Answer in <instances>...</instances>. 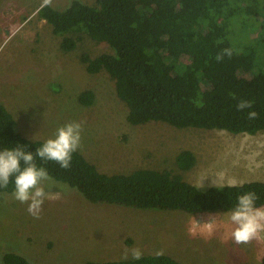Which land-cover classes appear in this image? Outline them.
I'll return each instance as SVG.
<instances>
[{
    "label": "rangeland",
    "instance_id": "374dc122",
    "mask_svg": "<svg viewBox=\"0 0 264 264\" xmlns=\"http://www.w3.org/2000/svg\"><path fill=\"white\" fill-rule=\"evenodd\" d=\"M72 0H0V103L12 114L16 130L31 140L46 141L70 121H83L81 147L101 172L129 173L139 168L168 170L197 185L264 181V132L233 134L219 129L177 128L150 121L132 125L128 108L105 71L89 73L82 55L112 52L106 42L84 33L72 50L60 48L61 36L37 15L45 3L55 9ZM96 5L95 0H79ZM91 90L90 105L79 94ZM188 149L195 163L188 170L176 155ZM58 199L45 200L40 217L27 211L13 192H0V258L6 251L32 264H81L121 259L125 250L157 251L187 264H258L264 256V233L236 244L231 211L187 213L137 209L88 201L75 188L48 182ZM217 223L209 229L210 218ZM211 232V234H209Z\"/></svg>",
    "mask_w": 264,
    "mask_h": 264
},
{
    "label": "trees",
    "instance_id": "16d2710c",
    "mask_svg": "<svg viewBox=\"0 0 264 264\" xmlns=\"http://www.w3.org/2000/svg\"><path fill=\"white\" fill-rule=\"evenodd\" d=\"M72 0L58 10L45 3L37 15L61 36L60 48H75L68 33H84L106 42L112 52L93 58L82 55L86 71L105 70L115 81L132 125L165 122L177 128L225 130L233 134L264 132V0ZM230 50L231 56L224 54ZM220 54L224 58L216 60ZM94 94L82 91L78 100L90 105ZM252 109L237 110L240 100ZM257 119L249 120L248 111ZM45 141L31 140L15 128L12 114L0 103V150L20 144L35 152ZM195 155L188 149L176 164L188 170ZM37 164L42 162L37 159ZM51 178L75 188L93 203L137 209L187 213L232 211L237 197L255 191L256 206H264V181L197 186L168 170L139 168L129 173L101 172L78 150L71 167L43 163ZM10 180L0 192H13ZM0 264H32L6 251ZM81 264H187L169 254H143L140 260H87ZM240 264H252L243 262ZM258 264H264V256Z\"/></svg>",
    "mask_w": 264,
    "mask_h": 264
},
{
    "label": "clouds",
    "instance_id": "9594fccd",
    "mask_svg": "<svg viewBox=\"0 0 264 264\" xmlns=\"http://www.w3.org/2000/svg\"><path fill=\"white\" fill-rule=\"evenodd\" d=\"M224 54L231 56V51L225 49ZM224 58L218 54L219 62ZM237 110L252 109L253 101L240 100ZM254 110L248 111L249 120L258 118ZM83 121H70L59 127L52 138L47 139L35 152L27 151L24 146L16 144L15 147H5L0 150V188H7L10 180L14 184V198L27 204V211L34 218H39L45 200L58 199L59 192H53L52 185L48 183L51 177L43 163L55 162L62 169L71 167L72 155L81 147V133ZM39 159L42 164H37ZM259 199L255 191L249 190L237 197V203L233 207L229 220L233 225L231 233L236 244H248L253 239L264 233V206L257 207ZM217 223V216L211 217L208 222L209 229ZM211 234V232L209 233ZM163 255V251H157L156 256ZM143 256L139 248L131 250V258L140 260ZM129 253L125 250L122 260H127Z\"/></svg>",
    "mask_w": 264,
    "mask_h": 264
}]
</instances>
